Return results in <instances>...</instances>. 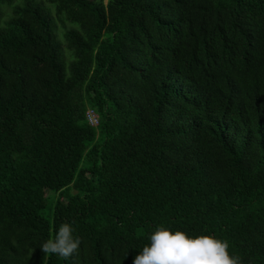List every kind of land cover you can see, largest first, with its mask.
<instances>
[{"label":"trees","instance_id":"obj_1","mask_svg":"<svg viewBox=\"0 0 264 264\" xmlns=\"http://www.w3.org/2000/svg\"><path fill=\"white\" fill-rule=\"evenodd\" d=\"M52 3L0 0V264H133L160 226L264 264V0Z\"/></svg>","mask_w":264,"mask_h":264},{"label":"clouds","instance_id":"obj_2","mask_svg":"<svg viewBox=\"0 0 264 264\" xmlns=\"http://www.w3.org/2000/svg\"><path fill=\"white\" fill-rule=\"evenodd\" d=\"M150 244L133 259V264H239L229 253V242L211 235L191 237L181 230L160 226L150 235ZM80 239L73 237L69 223H62L55 235L40 245L44 254L65 260L76 253Z\"/></svg>","mask_w":264,"mask_h":264},{"label":"rangeland","instance_id":"obj_3","mask_svg":"<svg viewBox=\"0 0 264 264\" xmlns=\"http://www.w3.org/2000/svg\"><path fill=\"white\" fill-rule=\"evenodd\" d=\"M43 1L52 9L53 12H55V6L53 5L52 0H43ZM66 25L68 27H70L69 22H67ZM63 30H64V26L61 23H59V35L62 39H64ZM48 194H50V193H48Z\"/></svg>","mask_w":264,"mask_h":264},{"label":"built area","instance_id":"obj_4","mask_svg":"<svg viewBox=\"0 0 264 264\" xmlns=\"http://www.w3.org/2000/svg\"><path fill=\"white\" fill-rule=\"evenodd\" d=\"M90 119H91V121H96V120L94 119V116H91Z\"/></svg>","mask_w":264,"mask_h":264}]
</instances>
